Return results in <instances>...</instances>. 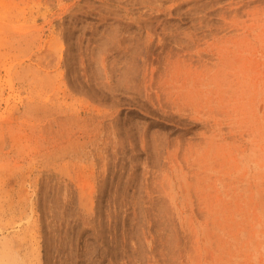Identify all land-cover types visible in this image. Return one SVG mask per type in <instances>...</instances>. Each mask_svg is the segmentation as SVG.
Wrapping results in <instances>:
<instances>
[{
  "label": "rangeland",
  "instance_id": "1",
  "mask_svg": "<svg viewBox=\"0 0 264 264\" xmlns=\"http://www.w3.org/2000/svg\"><path fill=\"white\" fill-rule=\"evenodd\" d=\"M0 264H264V0H0Z\"/></svg>",
  "mask_w": 264,
  "mask_h": 264
}]
</instances>
